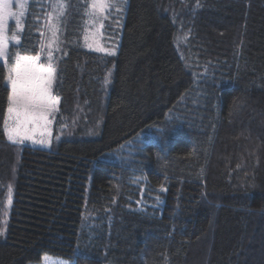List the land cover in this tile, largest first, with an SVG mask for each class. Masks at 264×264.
Listing matches in <instances>:
<instances>
[{
  "label": "trees",
  "instance_id": "obj_1",
  "mask_svg": "<svg viewBox=\"0 0 264 264\" xmlns=\"http://www.w3.org/2000/svg\"><path fill=\"white\" fill-rule=\"evenodd\" d=\"M42 1L10 53L51 52L59 104L49 149L9 142L0 63V264H264V0H115L116 54L89 0L47 50Z\"/></svg>",
  "mask_w": 264,
  "mask_h": 264
},
{
  "label": "snow or ice",
  "instance_id": "obj_2",
  "mask_svg": "<svg viewBox=\"0 0 264 264\" xmlns=\"http://www.w3.org/2000/svg\"><path fill=\"white\" fill-rule=\"evenodd\" d=\"M13 3L14 0H0V60L4 62L3 66L7 69L5 86L9 89L6 114L3 117V129L9 142L23 143L25 140H33L37 131H40L42 136L45 133L50 135L47 126L51 122L48 116L58 110L59 97L53 96L51 91L55 73L51 63V52L48 53L49 65L45 68L38 65L37 62L40 59L38 55L21 56L16 51L9 53L7 50L9 39L14 40L16 44L20 43L19 36L15 31L11 37L7 35L9 19H14L16 29H22V17L28 11V0H15L18 5L15 11ZM34 3L35 0H33ZM125 3L126 0H119L120 6ZM50 6L56 12V18L59 20L64 9L61 0H56V3ZM113 8H117L115 0H91V9L88 14L100 22L99 27L102 28V21L107 18L105 13L111 15L109 10ZM51 31L55 38V25L51 26ZM84 38L86 41L88 40L87 35ZM97 50L107 51L99 46H97ZM9 55L13 60L12 65L7 64ZM33 142L46 143L44 139ZM9 193H11L10 185ZM8 204H11L10 196ZM0 235H3V231H0Z\"/></svg>",
  "mask_w": 264,
  "mask_h": 264
},
{
  "label": "rangeland",
  "instance_id": "obj_3",
  "mask_svg": "<svg viewBox=\"0 0 264 264\" xmlns=\"http://www.w3.org/2000/svg\"><path fill=\"white\" fill-rule=\"evenodd\" d=\"M90 2L86 3L85 5H83L85 7V11H86V16H88V21H85L84 26L82 27V39L85 41V44L88 48H90L91 50L97 51V52H101V53H107V54H111V53H115L118 50V45L117 44H113V39L115 38V26L113 24L114 21H111L110 24V32H109V36H105V28L104 26H106V21L105 19L102 21L103 23V27H99V23L98 21L94 20L93 18H91L89 16V11L91 9V0H89ZM47 2V5H45ZM62 4L64 5V9H63V13L62 15H60L59 20H57L56 16V12L53 11L52 7L50 5H52L53 3H56V0H44L42 1V5L47 6V11L45 13H38L37 15L33 16V20L34 22H37V31H41L44 33V44L42 46H44L46 44V42L48 43V49H51L53 43H54V39L57 37L58 33L60 32L61 28H63V21H65V18L68 17L69 15V5L67 3L66 0H61ZM31 3L33 4L32 0H28V6L31 5ZM13 8L14 11L17 10L18 5L15 3H13ZM28 15H24V17H22V24L23 27L22 29H16L15 28V21L14 19L10 18L9 22H8V30H7V35L9 37L12 36L13 32L15 31L16 34L19 36V40L20 43L22 42V37H23V33H24V18L26 19ZM55 25L56 28V35L55 38H53L52 35V31H51V26ZM85 35L88 36V40H85ZM19 43V44H20ZM19 44H16L14 40L9 39L8 42V52L10 53L11 50V46L15 45L18 46ZM97 46H99V48L101 49H105L107 51H98L97 50ZM46 48V47H45ZM44 48L41 47L40 49V54L38 55L40 57L39 61L37 62L38 65L43 66L45 68L48 67L49 64H43V58L41 56H46L48 57V52L45 50V55L44 54ZM116 54V53H115ZM19 55L21 56H31L29 54H22L19 53ZM10 56V55H9ZM49 58V57H48ZM0 63L4 64V62L2 60H0ZM7 64L8 65H12L9 63V57L7 59ZM52 91V89H51ZM52 95L55 96L52 92ZM58 108V106H57ZM56 112L50 113L48 116L49 121L51 122L47 127H48V132L50 133V135H48V133H45L43 136L41 135L40 131L35 132L33 140H25L22 144H30L32 146L35 147H39V148H47L49 149L51 147V143H52V128H53V123L55 120V116H56ZM40 139H44L46 141V143L44 144H39V143H34V140H40ZM50 140V143H48V141ZM31 264H74L73 262L63 259V258H58V257H54V256H50V255H45L42 259L41 262L39 263H31Z\"/></svg>",
  "mask_w": 264,
  "mask_h": 264
}]
</instances>
